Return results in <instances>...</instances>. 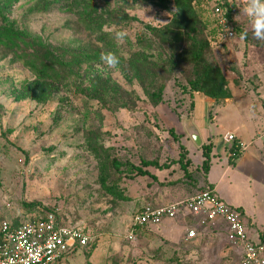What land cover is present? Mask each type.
<instances>
[{
  "label": "rangeland",
  "instance_id": "rangeland-1",
  "mask_svg": "<svg viewBox=\"0 0 264 264\" xmlns=\"http://www.w3.org/2000/svg\"><path fill=\"white\" fill-rule=\"evenodd\" d=\"M1 1L19 28L40 37L56 52L106 54L103 42L84 28L77 10L68 6L74 0H49V10L41 12L33 11L37 0ZM89 1L108 20L104 30L113 42L111 53L127 61L146 52L157 63L159 80L165 84L162 101L154 103L148 96L149 77L141 80L129 64L109 68L100 59L76 67L80 77H71L69 87L52 91L46 101L22 98L37 79L16 61L13 51L0 45V223L54 210L65 224L84 229L89 244L57 264H235L239 256L226 235H203L200 230L199 238L189 240L188 221L182 219L141 231L135 241L125 235L136 209L169 204L175 201L174 192L184 198L209 186L201 167L202 147L187 132L191 121L202 131L203 143H208L210 134L214 144L209 181L217 184V195L228 205L241 208L250 238L260 242L264 168L257 166L251 174L240 168V154L232 159L228 148L233 142L225 140L233 132L250 151L264 142V40L254 36L252 20L244 13L248 0H201L196 6L208 22V31L215 26L217 10L231 8L234 37L215 34L206 54L229 78L231 97L222 101L189 91L188 66L173 62L171 53L150 32L149 27L171 21L173 0H167L168 8L155 0ZM117 30L127 33L122 41L114 38ZM144 36L154 48L142 49L138 39ZM140 69L144 74L150 66L140 62ZM97 76L111 79L120 91L118 105L107 99L116 108L91 100L90 80ZM205 99L212 101V108L206 107ZM90 128L100 132L105 146L123 161L139 163L145 158L168 163L185 153L191 161L188 174L179 163L163 170L149 167L158 180L112 171L109 183L116 184L114 194L102 186L98 161L87 149L85 132Z\"/></svg>",
  "mask_w": 264,
  "mask_h": 264
},
{
  "label": "trees",
  "instance_id": "trees-1",
  "mask_svg": "<svg viewBox=\"0 0 264 264\" xmlns=\"http://www.w3.org/2000/svg\"><path fill=\"white\" fill-rule=\"evenodd\" d=\"M154 2L163 8H168L169 2L167 0H155ZM173 3L171 21L162 27H149L151 34L163 50L171 53L174 58L173 62L180 66H188L190 70L187 82L189 91L192 93H202L215 101L230 98L231 94L228 90L229 78L225 75L224 69L221 65L211 62L206 55L207 51L211 48V42L215 38V34H221L217 19L214 21V28L208 31V22L202 19L196 7L201 3V0H173ZM50 5L49 0H37L33 11L41 12L49 10ZM68 6L77 10L76 14L78 15L79 22L84 28L91 34L96 35L103 42L105 53L113 51V42L108 40L104 30V26L108 23V20L97 14V9H94L92 3L89 0H74ZM223 9L226 17L231 20V8L223 6ZM7 12V7L0 0V45L13 51L16 61L28 69L37 79L36 83L27 86L22 98L30 96L33 100L46 101L52 91L60 90L62 87H69L71 77L74 75L80 77L76 67H79L83 62H92L100 59V52L89 53L75 50L56 52L51 45L40 37L19 28L7 16ZM121 18L126 19L127 17ZM233 27V30H235L236 27ZM138 42L144 50L154 48L153 43L147 36L140 37ZM138 56L141 59H135L136 57L133 56L127 61L119 59L118 64L122 68L125 67V63L129 64L128 66L141 80L144 77L146 79L149 77L150 84L146 87L147 94L154 103H159L162 101L165 84L159 80L158 65L149 59L146 52L140 51ZM144 61L150 66V69L145 70L143 74V70L140 69V62ZM90 81L92 82L90 89L91 100H96L106 107L108 105L107 99H111L118 105L120 91L117 90L111 79L97 76L93 77ZM110 107L111 109L116 108ZM85 140L87 149L98 161L102 186L114 194L117 193L116 184L109 183V176L112 171L128 173L130 177L134 178L150 176L154 180H158V177L149 170V167L155 166L163 170L169 169L173 163H179L184 173L188 174L191 161L185 157V153H181L177 161L172 160L168 163H159L156 160L145 158L141 159L139 163H135L129 160L123 161L117 155H114L111 148L105 146L102 134L95 129L90 128L86 130ZM240 142L236 138L229 148L232 159L240 153ZM213 145L211 141L207 144L203 143L201 146L203 155L201 167L207 175L211 167ZM203 189L211 190L212 187L209 185ZM47 212L55 211L48 210ZM30 215V213L27 214L25 218L28 220L34 219ZM24 219L12 220L14 226L21 224ZM187 220L191 223L192 216L189 215ZM260 238V243L264 244V228L261 231Z\"/></svg>",
  "mask_w": 264,
  "mask_h": 264
},
{
  "label": "built area",
  "instance_id": "built-area-1",
  "mask_svg": "<svg viewBox=\"0 0 264 264\" xmlns=\"http://www.w3.org/2000/svg\"><path fill=\"white\" fill-rule=\"evenodd\" d=\"M216 19L220 33L233 38V26L223 9ZM236 136L228 132L225 140L234 142ZM240 142V149L245 148ZM192 216L187 222L186 238L197 239L200 229L215 221L225 224V233L231 248L241 250L237 264H264V244L255 243L249 236L242 213L221 200L213 189H203L180 201L165 205L147 204L132 214L131 226L125 235L135 241L141 231L161 224L166 219ZM91 238L84 229L65 224L55 212L35 215L14 226L4 219L0 223V264H57L67 254L89 244Z\"/></svg>",
  "mask_w": 264,
  "mask_h": 264
},
{
  "label": "crops",
  "instance_id": "crops-1",
  "mask_svg": "<svg viewBox=\"0 0 264 264\" xmlns=\"http://www.w3.org/2000/svg\"><path fill=\"white\" fill-rule=\"evenodd\" d=\"M196 100V99H195ZM205 101H206V104L208 105V106H206L207 108L209 107V108H212L213 107V105H212V101H210V99H205ZM196 101H195V110H196ZM233 133V132H232ZM201 134H202V131H201ZM234 134V133H233ZM235 136H236V138L238 139V140H240L242 143H245V142H243V140L241 139V137L240 136H238V135H236V134H234ZM262 139V137H260V138H257V140L255 139H253L252 140V143H251V145L252 144H254V143H256L258 140L260 141ZM207 141L208 142H211L212 141V139H211V136H210V134H208V138H207ZM213 142V141H212ZM262 144L261 145H257L256 147H254L255 148V151H250L249 150V145L248 144H245L246 146H245V148H243V149H240V157H241V161L239 162V167L240 168H243V169H245L246 170V172L247 173H249V174H251V172H253L254 171V169L258 166V167H262V168H264V142H261ZM230 147V146H229ZM229 149V148H228ZM231 155V154H230ZM237 157V156H236ZM229 164H231V162L229 163ZM230 169V165H228L227 167H226V170H225V172L226 171H228ZM210 170H211V167H210ZM253 170V171H252ZM209 173H210V171H209ZM209 173H208V175H209ZM208 175H207V180H208V184L212 187V189L215 191V193H216V195H217V191H216V186H217V184H213V182H211V181H209V178H208ZM219 183V182H218ZM198 192V191H197ZM196 193V192H195ZM194 193V194H195ZM181 193H179V192H174V194H172V197L175 199V201H172V202H170V203H173V202H176V201H180V200H182V199H185L186 197H189L190 195H188V196H186V197H184V198H181ZM218 196V195H217ZM221 200H223L224 202H226L223 198H221L220 196H218ZM160 200H162V199H160ZM237 209H239L242 213H243V211L241 210V208H237ZM177 219H182V220H184L185 222H187L188 220H187V218H183L182 216H179L178 218H176V219H166V220H177ZM166 220H164L163 222H165ZM166 224V223H165ZM156 226H159V225H156ZM156 226H153V227H150V229H152V228H154V227H156ZM264 228V227H263ZM200 230H202V229H200ZM247 231H248V228H247ZM202 232H204L203 233V235H206V234H214V233H220V234H222V235H226V233H225V224L222 222V221H220V220H218V221H215V222H213V223H211L209 226H207L205 229H203L202 230ZM249 233V232H248ZM201 235V232L199 231V235H198V238H199V236ZM260 242H261V238H260ZM259 242V243H260ZM236 251H237V253H238V256H239V260H240V257H241V250H237L236 249ZM239 260H238V262H239Z\"/></svg>",
  "mask_w": 264,
  "mask_h": 264
},
{
  "label": "clouds",
  "instance_id": "clouds-1",
  "mask_svg": "<svg viewBox=\"0 0 264 264\" xmlns=\"http://www.w3.org/2000/svg\"><path fill=\"white\" fill-rule=\"evenodd\" d=\"M244 13L252 20L254 36L258 40H264V0H248ZM126 35V31L117 30L114 38L122 41ZM100 60L109 68H114L119 63L117 55L111 52L102 54Z\"/></svg>",
  "mask_w": 264,
  "mask_h": 264
},
{
  "label": "water",
  "instance_id": "water-1",
  "mask_svg": "<svg viewBox=\"0 0 264 264\" xmlns=\"http://www.w3.org/2000/svg\"><path fill=\"white\" fill-rule=\"evenodd\" d=\"M187 132H188L189 137L194 140L196 145L198 147H201L203 144V140L201 138L200 131L195 126V124L191 121L187 122Z\"/></svg>",
  "mask_w": 264,
  "mask_h": 264
}]
</instances>
